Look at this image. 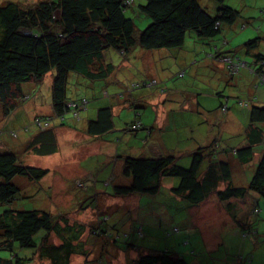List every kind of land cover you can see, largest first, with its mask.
I'll use <instances>...</instances> for the list:
<instances>
[{"label":"trees","instance_id":"1","mask_svg":"<svg viewBox=\"0 0 264 264\" xmlns=\"http://www.w3.org/2000/svg\"><path fill=\"white\" fill-rule=\"evenodd\" d=\"M135 1L25 0L22 4L14 1L0 4V117L3 120L0 123V253L6 254L0 256V264H23L31 262L34 257L50 264H70L73 255H79L87 261L91 255H95V250H91L89 244L93 246L96 241H90L88 235L96 229L101 235H108L115 245H119L118 229L121 225L117 222L111 221L109 226L88 223L86 236V224L72 220L67 210L52 214L45 208L25 210L13 206L17 200L31 195L32 189L44 192L47 197L51 194L50 189L45 190L46 187L40 186V181L50 174L48 168L20 163L16 148L30 156L49 158L59 151L63 128L74 132L83 129L82 133L91 142H108L110 137L114 138L110 142L114 150L116 148L115 151L119 152L115 155L121 156V161H124V176L129 183H118L111 191L104 192L109 197L163 195L167 203L170 201L174 204L176 200H183L189 207H197L211 196L225 204L224 208L230 214L232 223L245 231L246 225L238 220V216L233 215L237 211L233 208L234 203L239 202L240 208L247 209V201L248 198L252 199V193L264 200V16L263 20L256 19L252 12L257 8L262 15L264 5L257 7V0H233L234 5L229 3L232 0H210V12L199 0H138V4ZM129 13L139 18L142 24L148 23L145 29L137 30L135 19ZM256 23L257 33L253 31ZM248 24L252 33L247 37L237 36L238 32L249 28ZM189 32L200 45L198 50L190 53L194 59L193 65L201 63L204 58L216 66L221 63L223 75L209 86L192 83L194 90L191 93L175 96L180 101L178 112L173 114L168 111L166 115L172 114L175 121L176 115L184 114L187 120L183 126L179 125L172 130L167 126L151 128L146 124L151 114L134 110L132 118L125 123L126 129H123L135 134L145 132L144 137L152 136L153 140L163 145L167 154L154 157L139 153L141 155L134 157L137 155H130L127 146L126 153L121 150L120 137L115 143L118 135L114 133L115 114L111 104L98 107L95 115L81 118L79 109L87 101L67 96L69 74L90 84L96 99L105 98L109 84L113 85L123 79L118 76L122 77L129 70L135 72L136 68L139 71L140 66H134V58L144 57L145 52L163 49L170 50L172 54V51L182 48ZM234 32L236 35H233ZM227 44L230 50L224 48ZM201 45L204 46L202 49ZM136 47L142 50H133ZM109 49L116 51L122 58L118 69L106 60ZM179 55L180 52L177 53V59ZM220 56L228 58V62H222ZM217 59L220 62H216ZM123 61L127 62V67L121 71ZM233 65L236 67L232 68ZM251 70L255 73H251ZM50 73V103L44 101V113L39 114L35 112L40 111L42 101L39 84ZM188 73L191 74L190 71ZM183 75V71H180L173 77ZM249 77H252V82H248ZM139 79L129 77L131 86L124 85L122 90L119 88L120 98L124 99L128 95L144 101L143 89L138 94L133 91L144 87L158 88L160 85L152 77ZM147 81L151 82V86H145ZM223 86L237 88L239 92L236 95L224 90ZM166 95V91L160 89V93L156 91L151 96L159 101L156 105L158 114H163L159 113L163 109L160 100ZM12 116L18 118V126L9 121ZM225 132H235L240 142L223 145L221 142L226 137ZM192 133L197 134L196 141L190 143L194 149L187 151L185 155L188 163L181 165L172 153L175 151L173 143L167 147L159 136L169 141ZM158 134L159 140L156 139ZM144 137L139 140H144ZM176 142L182 150L189 148L182 139ZM258 146L263 147L256 153ZM136 150L142 152L141 149ZM255 154L258 155L256 159ZM252 161L256 166L249 181L245 172H233L235 167L243 169ZM91 177L96 179L97 175ZM82 180L86 182V179ZM169 181L173 184L169 189L171 197L162 186L163 182ZM243 182L248 184L247 187L241 186ZM75 184L83 189L87 182L78 179ZM26 188L31 192L27 193ZM93 192L81 198L89 199ZM95 198L90 199L93 202L86 199L88 202L85 200L83 204L76 199L79 203L77 209L96 208ZM252 211L254 213L255 210ZM109 213L110 209L103 213L102 223L110 221V217H104ZM186 219L183 213L182 221ZM188 232L187 228L179 229L176 226L165 236L181 235L185 252L192 250L186 252L189 262L184 259V254L179 256L167 249L151 251L144 248L146 252L138 253L135 264H191L193 260H198V264H207L208 260L201 258V253L207 252L199 245L201 237L196 233H192L193 237L189 236ZM51 235L58 239V245L49 241ZM122 236L127 237L125 234ZM143 237V229L139 227L135 232L136 242ZM190 239L197 241L192 243ZM125 242L127 246L130 245L126 239ZM131 246L137 247L135 243H131ZM18 249L31 250L33 256H21L16 253ZM241 260L244 262L243 257ZM221 261L218 264H232ZM233 264L242 263H236L235 260Z\"/></svg>","mask_w":264,"mask_h":264},{"label":"rangeland","instance_id":"2","mask_svg":"<svg viewBox=\"0 0 264 264\" xmlns=\"http://www.w3.org/2000/svg\"><path fill=\"white\" fill-rule=\"evenodd\" d=\"M6 1H14L22 4V2L25 0H0V4ZM137 1L138 0L135 1V4L139 3ZM199 1L203 7L208 9L210 12L212 11V7L209 3L210 0ZM234 1L229 3L231 5H234ZM236 1L239 2V0ZM258 2L259 4L257 7H259L260 5H264V0H258ZM255 10L256 11L252 12L253 15L256 16V19L263 20L262 18L264 16V13L260 15L259 11H257V8ZM129 16L133 20L135 19L137 30H143L148 25V23L146 22L145 24H142L139 18L132 17L133 15L130 13ZM142 18L143 20H145V17ZM247 27L249 28L247 29L246 33L251 34L252 29L250 25L248 24ZM257 29L258 24L256 23L255 29L253 28V31L257 33ZM233 35H236V32H234ZM237 36H240V38L242 37V35L238 34ZM203 47L204 46L201 45V49ZM199 48V43L193 37V34H190L189 32V34H187L185 38L182 48L172 51V54L170 50L165 49L145 52L146 55L144 57L139 56L137 57V59L134 58L133 61L136 62V65L134 66H140L139 71L137 68L136 70H134L135 72L129 70V72L127 74L124 73L122 77L121 75L118 76L117 73H115L120 79H123H121V81L117 83H113V85L109 84L108 88H121L120 90H122L124 88V85L131 86V82L130 80H128L129 77H138V81L141 80L139 79V77L144 79L152 77V80L154 79L160 82L158 88L144 87L139 90L136 89L133 91L134 94H138L143 89L145 91V102L142 101L141 98L136 99L132 96L129 97L128 95L124 99L120 98L119 94L117 95L118 99L114 96L115 100L111 105H113V107H116L115 113L113 110V113L115 114L114 122L116 129V132L114 133L118 135V137H115V143L120 137L121 150H123L125 153V146L129 148V151L131 153L130 155H137L134 157H138L139 155H141L139 153H144V155H147L149 153L158 152L159 154H156L154 157H157L158 155H165L168 153L166 152V149L163 147V145L158 144L157 140L152 139V136L145 138V132L139 131L135 134L133 132H125L123 130L126 129L125 123H127L129 119L132 118L134 110H136L137 112L146 111L147 114L149 113V115H158L160 117L165 116L168 111H172L173 114H175L178 112L180 104V101H177L178 98H176L175 96H180L183 93H191V91L194 90L192 88L194 83L198 85L204 84L205 86H209L211 82H213L214 80L216 81L218 77L223 75V72L221 71V63L217 66H212L213 62L205 58L201 63L197 65H193V61H189V59L191 58V51L198 50ZM224 48L226 50H230V46L228 44ZM133 50L138 49L136 47ZM141 50L142 49H139L138 51ZM178 52H180L179 59H177ZM202 57H204V55H202ZM219 58L221 59L222 56H220ZM246 58L249 59V57ZM246 58H244V61H246ZM106 60L112 63L117 68L122 58L116 53V51H114L113 49H109L106 53ZM221 61L228 62V58L224 57L221 59ZM123 62L124 65L122 66V68L120 67L121 71L125 69V67H127V62ZM216 62H220V60L217 59ZM235 67V65L232 66V68ZM180 71H183V73L185 74L183 75V77H173L176 72ZM189 71L191 72V77L190 75H188ZM250 72L255 73L252 70ZM212 75L214 76V79L212 78ZM78 79H80L79 82ZM113 79L116 80L115 78H112V80ZM51 80L52 73L47 74L39 84V93L41 92L42 94V102L45 101L46 104L50 103ZM223 84L224 82H222V85ZM145 86H151V82L148 83L147 81ZM223 88L224 90L235 93L236 95L237 92H239L238 89L234 87L228 86L225 88L223 86ZM160 89H164L167 93V95L160 100V105L161 107H163V109L159 111V113L162 112V115L158 114L156 110V105L159 101L156 97H151L152 94L156 93V91L160 93ZM66 94L69 98L75 97L78 100L83 98L87 101L86 103H84L83 108L79 109L81 118L91 116V108L92 110H95L94 108L98 107L95 106L96 103L100 101L95 97H92V87L90 86V84L86 83L83 79L77 77L74 74H69L66 86ZM148 98L149 100H147ZM162 101H164V104ZM20 115L21 113L19 114V116ZM1 118L2 116L0 117V123H3V120H1ZM230 119H232V117H230ZM237 125H240V123H237ZM82 132L83 129H81V132H75L76 137L74 139L69 140L66 137L65 140H60L59 151L49 158L44 157L43 159H40V157H35L32 155L30 156L25 151L21 152L19 148H16V154L19 158L18 161L20 163H24L30 166L48 168L50 174L40 181V186L46 187L45 190L50 189L51 191H49L51 194L50 197H47V194H44V192H38L37 190L35 191L32 189L31 195H29L28 197L26 196L23 199H19L13 203V206L15 208L25 210L45 208L50 210L52 214L58 213L57 211L59 210H67L68 213H70L69 215L72 220L77 221L81 224H86V236L89 229V227H87L88 223L99 224L101 226H109V223L113 221V223L117 222L118 225H121L118 229L120 235V238L118 240L119 245H115L113 241L108 238V235L103 236L96 229L92 231L90 235H88V239L90 241H92L93 243L94 241H96L94 244L95 246L89 244L90 249L95 250V255H91L92 257L87 259V261L79 255H73V257H71L70 259V264H135L138 253L144 252V248H148V250L151 251H163L167 249L173 253H178L179 256H182V254H184V259L189 262L190 258H187L188 254H186L185 248L182 245V241L184 239L181 238V235H172V237L165 236L167 232H170L173 229V227L177 226L179 227V229H181V227H183L185 223L189 226L191 231H200L202 235L201 238L203 237L204 240L202 245H205L207 247L205 248V250L207 251L206 254L201 253V258L207 259V264L221 263V259L232 264L235 262V260L236 263L238 261L242 264H247V262H249L250 264H264L263 199H261L260 197H256V195L254 194H251L252 199L248 198V204L246 206L247 209L240 208L241 204L239 202L234 203L233 208L238 212L234 211L233 215L238 216V220L242 222L243 225H246L247 231H245L241 230L240 227H237L235 224L231 223L233 220L230 217V214L224 208L225 204L219 203L217 201L218 199L215 197L206 200L200 206L190 208L187 221H182V203H185L183 200H177V203L171 204L170 201L167 203V199L163 195L157 197H148L142 195H130L126 197L114 198L109 197L104 194V192L107 193L108 191H111L112 187L114 185H118V183H129V180L124 176V161H121V156H118L117 158L112 156L114 153V145L110 141L114 140V138H111L108 142H102V145H98L95 142L87 143L84 142L85 139L82 136ZM224 135L226 137L223 138L221 143L225 146L227 145V143L234 145L240 142V137L236 135L235 132L234 134L225 132ZM62 136L60 133V137ZM141 137H144V140L141 139L140 141L139 139ZM186 137H189L188 142L193 144V142L196 141L197 134L192 133L190 134V136ZM109 144H112V146H110ZM191 145L186 150L179 151L181 150L180 147L177 148L176 151L172 152L173 155L177 158V161L181 163V165L185 164L184 161H186L187 159L185 157V154H188L187 151H189L190 149H194ZM166 146H168V144H166ZM262 147L263 146L256 147V153L260 151ZM136 149H141L142 152ZM257 156L258 155L255 154V159ZM114 159H116L115 162ZM84 161L88 166L86 168H80L79 164H82ZM109 164H111V167H108ZM252 166L253 170H255L256 163L254 165V161H252V163H250L249 165L243 167V169H241L240 167H235L233 169V172L235 174H239L241 171L242 173L245 172V175L248 176L247 180H250L251 175L249 173ZM93 175H97V178L95 179L91 177ZM78 179H81V181L84 183L87 182L85 188L80 189L77 184H75V181ZM82 179H86V182ZM71 180H73V182H71ZM112 181L114 183H112ZM247 185L248 184H245L244 182L243 184H241L242 187H247ZM162 186L168 191L171 187L168 182H163ZM27 189L29 188H26V192L30 193L31 191ZM93 190L95 192H93ZM90 191L93 193L92 196L89 197V199L86 198L88 199V201L91 198H95V196H97L99 193L102 194L97 199L95 198L97 204L96 208L90 209L87 207L85 209L78 210L77 206L79 203L76 201V199L78 201L80 200V203L83 204L86 199H82L81 196L90 195ZM90 201L93 202V200ZM109 209L110 213L104 217H106L107 219L108 217H110L111 219L109 222L102 223V215ZM253 209L255 210L254 213H256V215L253 213ZM246 219H248V221H246ZM139 227H142L144 237L140 241L136 242L137 239L135 238V232L139 229ZM242 231L245 233L243 234ZM123 234L127 235V237L124 238L122 236ZM125 239L130 245H126ZM190 240L192 241V243H195L197 241H194L193 239ZM49 241L54 243L55 245L59 244L58 239L52 235L49 237ZM131 243H135V246L137 247H132ZM16 253H20L21 256H33L31 254V250L26 251L24 249H18ZM0 256H6V254L0 253ZM241 257L244 258L245 263L243 262V260H241ZM196 263L197 261H194L191 264ZM205 263L206 262H204V264ZM23 264L50 263L34 257L32 258L31 262H26Z\"/></svg>","mask_w":264,"mask_h":264},{"label":"crops","instance_id":"3","mask_svg":"<svg viewBox=\"0 0 264 264\" xmlns=\"http://www.w3.org/2000/svg\"><path fill=\"white\" fill-rule=\"evenodd\" d=\"M258 1V0H257ZM247 32V30H245V31H243V32H238V35H244L245 37H247L249 34H247L246 33ZM246 33V34H245ZM192 56V55H191ZM189 61L190 62H192L193 61V63H194V59H192V57L189 59ZM192 63V64H193ZM212 66H214V64L212 65ZM246 75V74H245ZM252 77H249L248 78V82H252ZM113 81H115L114 79H113ZM119 93V89L118 88H108V90H107V95H106V97L105 98H98V100H100L98 103H96V105L95 106H98V107H100V106H102V105H109V104H112V102H114V96L117 98L118 96H117V94ZM92 97L94 98L95 97V94L94 93H92ZM96 98V97H95ZM118 99V98H117ZM42 101L40 100V111H35V112H38L39 114L40 113H44V107L42 106ZM44 103H46V102H44ZM43 103V104H44ZM45 105V104H44ZM98 107H96V108H94L95 110H92V108H91V113H92V115H95V111H96V109L98 108ZM29 108V107H28ZM115 109H116V107H113V110H114V113H115ZM48 112H49V109H48ZM47 114V113H46ZM30 115H33V114H30ZM177 117L175 118L176 120L174 121V118H172V114H168V115H166L165 114V116H163V117H157V118H155V117H153L152 115H150L149 117H148V122L146 123L147 125H148V127H156V129L157 128H161V127H164V126H167L170 130H172V129H176V127H180L179 125H181V126H183V123H185L186 124V120H187V118L184 116V114H181L180 116L179 115H176ZM9 121H12V124L14 125V126H18L19 125V120H18V118L16 117V116H12L11 118H10V120ZM83 124H84V121L82 122V127H83ZM174 124V127L172 126ZM184 124V125H185ZM155 125V126H154ZM173 127V128H172ZM190 128V127H189ZM79 129H81V127H79ZM183 129V128H182ZM182 133H183V130H182ZM62 135L64 136H62V137H60L61 139L60 140H62V139H66V137H67V139H74L75 137H76V133L74 132V131H70V130H65V128H63V132H62ZM82 136H83V138L85 139L84 140V142H87V143H91V139L89 138V137H87V136H85L83 133H82ZM158 136H159V134H158ZM158 136H157V138H158ZM190 136V135H189ZM160 137V141H162L163 140V143L166 145V144H171V143H173V148H175V151L177 150V148H180V145L178 144V142H176L177 140L179 141H181V139H182V141H184V143L185 144H187V146L189 147L190 146V142H188L187 143V141L189 140V137H185L184 136V134H183V136H182V138L181 139H179V138H176V140H164V139H166V138H162L161 137V135L159 136ZM111 138H113V137H110L109 139H108V141L111 139ZM5 140V139H4ZM158 140H159V138H158ZM175 141V142H174ZM95 143H97L98 145H102V143L101 144H99V142H95ZM58 145H60V142H59V144ZM85 145H87V144H85ZM8 147V146H7ZM168 147V146H167ZM193 147V146H192ZM11 148H13V147H11ZM15 148H16V146H15ZM14 151H15V149H13ZM115 150H116V148H115ZM114 150V153H113V155L112 156H119V155H115V154H117V153H119L118 151L116 152ZM179 151H183L182 149L181 150H179ZM178 152V151H177ZM150 155H156V154H159L158 152H156V153H149ZM186 158H187V156H186ZM185 163H188V160L186 159V161H184ZM88 165H86L85 164V161L82 163V164H79V167L80 168H86ZM246 166V165H245ZM253 167V166H252ZM252 170L253 169H251L250 168V175H251V173H252ZM241 177V176H240ZM247 178V177H246ZM245 180V179H244ZM172 181H169L168 182V184L169 185H173L172 183H171ZM235 182H236V180H235ZM172 187H170V189H171ZM220 188H222V186L220 187ZM168 191V190H167ZM252 194H254V195H256V197L258 196L257 194H255V193H252ZM168 196H170L171 197V195H170V190L168 191ZM173 197V196H172ZM210 198H211V196H210ZM209 198V199H210ZM177 201V200H176ZM190 208H193V207H189L186 203H184V204H182V210H183V213L187 216V218H188V214H189V212H190ZM256 215V214H255ZM186 221H187V219H186ZM232 223V222H231ZM183 227H185V228H187L188 229V233H189V236H193L192 235V233H196L199 237H201L202 235H201V233H200V231L199 230H192L191 231V229L189 228V226L185 223L184 224V226ZM200 244H201V246L203 247V248H207L205 245H202V243L204 242V240H203V237L202 238H200ZM189 251H192V250H186V252H189ZM193 252H195V249H194V251ZM194 261H197V263L196 264H198V260H193L191 263H193Z\"/></svg>","mask_w":264,"mask_h":264}]
</instances>
